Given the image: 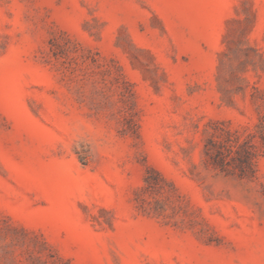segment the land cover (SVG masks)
<instances>
[{"label":"rangeland","instance_id":"obj_1","mask_svg":"<svg viewBox=\"0 0 264 264\" xmlns=\"http://www.w3.org/2000/svg\"><path fill=\"white\" fill-rule=\"evenodd\" d=\"M0 264H264V0H0Z\"/></svg>","mask_w":264,"mask_h":264},{"label":"clouds","instance_id":"obj_2","mask_svg":"<svg viewBox=\"0 0 264 264\" xmlns=\"http://www.w3.org/2000/svg\"><path fill=\"white\" fill-rule=\"evenodd\" d=\"M74 146L79 150L80 147L79 143L75 144ZM86 147L88 148V158L91 159L93 156L96 155V152L94 151L92 145L89 144L86 145Z\"/></svg>","mask_w":264,"mask_h":264},{"label":"trees","instance_id":"obj_3","mask_svg":"<svg viewBox=\"0 0 264 264\" xmlns=\"http://www.w3.org/2000/svg\"><path fill=\"white\" fill-rule=\"evenodd\" d=\"M156 175H157L161 180H163L162 177H161L158 173H156ZM145 182H146V183H149V182H148V177L145 178Z\"/></svg>","mask_w":264,"mask_h":264}]
</instances>
